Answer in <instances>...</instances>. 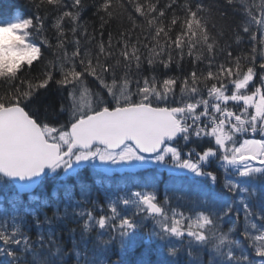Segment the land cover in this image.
Masks as SVG:
<instances>
[{
    "label": "snow or ice",
    "instance_id": "snow-or-ice-1",
    "mask_svg": "<svg viewBox=\"0 0 264 264\" xmlns=\"http://www.w3.org/2000/svg\"><path fill=\"white\" fill-rule=\"evenodd\" d=\"M30 3L0 14V264H264V0Z\"/></svg>",
    "mask_w": 264,
    "mask_h": 264
},
{
    "label": "trees",
    "instance_id": "trees-1",
    "mask_svg": "<svg viewBox=\"0 0 264 264\" xmlns=\"http://www.w3.org/2000/svg\"><path fill=\"white\" fill-rule=\"evenodd\" d=\"M68 2L70 3L71 0H68ZM87 2H88L89 5H91L92 0H87ZM257 2H259V0H257ZM18 8H30L33 12L35 11V8H33L32 5H31V3H30V0H0V14L7 15L10 12H14ZM93 12H94V9H91V8H89L88 10H85L83 12V20L85 22H87L88 28H89V31L90 32L92 31L93 27H95L97 29V31H99V25H100L99 18L96 17V16H94L93 15ZM43 14H44V12L42 11L41 12V15H43ZM240 19H241L240 13H236V20L239 21ZM50 27H51V20L49 19L47 21V29H46V31H47V34L49 36H52L53 33L50 30H48V29H50ZM120 27H121L120 21L113 20L112 22H110L108 25L105 26V29H104V39L107 40L108 34L109 33H112L113 42L115 43V38L117 36L118 30L120 29ZM123 27L124 28H128L129 27V24H128V22L126 20L123 23ZM138 34H139L138 32L137 33H134V36L135 35H138ZM54 42L55 41L53 40V43ZM229 43L232 44V50H233V54L234 55L238 54L239 51H247L250 48V46H251L250 43L247 40V37H245L244 43L240 44L239 46H237L233 41H229ZM50 58H51V52L49 50V51H46L45 52V60L50 59ZM220 59H223V57L221 56ZM42 66H43L42 63L41 64H37L36 65V69L39 70V69L42 68ZM145 67H146V71H147V66H145ZM184 67H185V69H188V61H187V58L185 60ZM201 67H203V65H201ZM156 70H157L158 73L163 72V69L160 68V67H158ZM172 71H173L174 74H177V75H180L181 74L179 70L175 69V67H173V70ZM36 74H37V72H34L33 73V75H36ZM93 87H95V85H93ZM56 92H57L56 86L53 84L50 87V89L48 90V92L41 91L39 97L37 98L36 103L38 105H41V106L44 105V104H48V103H53L54 104L56 102V100H57V94H56ZM61 119H63V118H61ZM248 137L249 138H253L252 134L249 133L247 137H241V139L242 138H248ZM254 138L260 139V136L259 135H256ZM203 143L205 145H207V141L206 140ZM191 146L192 145H189V147H191ZM213 170H216L215 169V166H214ZM88 171L89 170H86V173ZM149 174H151V173H146V174L141 173L139 175L147 176ZM139 175H138V178L140 177ZM217 175H218L220 181L223 182V180L225 179V176H224L223 171L222 170H217ZM86 177H88V176H86ZM88 178L87 179L89 181H91V178L90 177H88ZM112 184L114 185L112 187L114 190H115V188L120 187L119 186L120 185L119 184V181H116L114 183L112 182ZM94 192H95V194L100 195L102 197V193L97 188V186H95ZM101 202H103V201L101 200ZM46 211H48L49 215H51V208L46 209ZM232 219H233V222H235L236 218L233 217ZM241 221H243V217L242 216L240 218V223L242 224L243 222H241ZM227 225L228 224H225L224 227L227 228ZM61 235H62V237L64 236L63 239L65 240L67 247H71L70 238L68 236V233L66 231H64V232L61 233ZM137 252H139V251H137ZM110 258L113 261H116V260L120 259L119 252L118 251H114V254H112ZM155 258L156 257L154 256L153 259H155ZM69 264H71V260L69 261Z\"/></svg>",
    "mask_w": 264,
    "mask_h": 264
},
{
    "label": "bare ground",
    "instance_id": "bare-ground-1",
    "mask_svg": "<svg viewBox=\"0 0 264 264\" xmlns=\"http://www.w3.org/2000/svg\"><path fill=\"white\" fill-rule=\"evenodd\" d=\"M157 169H159L158 167H147L145 170H147L149 173H151V174H149V175H147V176H144V177H149V176H151L152 174H153V172H157ZM165 173L166 174H168L167 173V171H165ZM157 175H160L161 173H156ZM139 179V178H138ZM120 187H123V186H120ZM129 187H131V185L129 186ZM64 237V236H63ZM137 251H139V249L137 250Z\"/></svg>",
    "mask_w": 264,
    "mask_h": 264
},
{
    "label": "rangeland",
    "instance_id": "rangeland-1",
    "mask_svg": "<svg viewBox=\"0 0 264 264\" xmlns=\"http://www.w3.org/2000/svg\"><path fill=\"white\" fill-rule=\"evenodd\" d=\"M98 163V162H97ZM153 166H156L155 164H149L147 167H153ZM108 174H111V173H108ZM243 222V221H241ZM229 226V224L227 225V227Z\"/></svg>",
    "mask_w": 264,
    "mask_h": 264
}]
</instances>
